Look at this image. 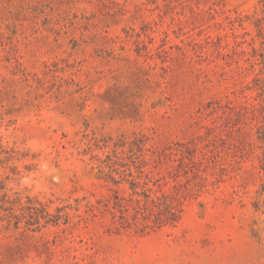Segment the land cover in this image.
<instances>
[{"label":"rangeland","instance_id":"1","mask_svg":"<svg viewBox=\"0 0 264 264\" xmlns=\"http://www.w3.org/2000/svg\"><path fill=\"white\" fill-rule=\"evenodd\" d=\"M0 264H264V0H0Z\"/></svg>","mask_w":264,"mask_h":264}]
</instances>
